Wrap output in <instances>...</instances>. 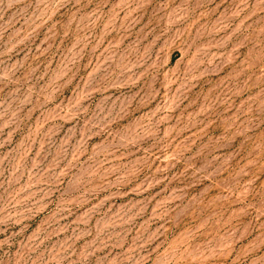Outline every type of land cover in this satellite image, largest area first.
<instances>
[{"label":"rangeland","instance_id":"rangeland-1","mask_svg":"<svg viewBox=\"0 0 264 264\" xmlns=\"http://www.w3.org/2000/svg\"><path fill=\"white\" fill-rule=\"evenodd\" d=\"M0 264H264V0H0Z\"/></svg>","mask_w":264,"mask_h":264}]
</instances>
